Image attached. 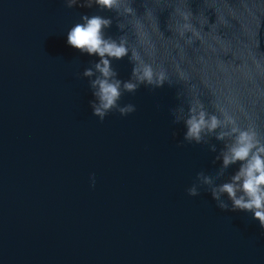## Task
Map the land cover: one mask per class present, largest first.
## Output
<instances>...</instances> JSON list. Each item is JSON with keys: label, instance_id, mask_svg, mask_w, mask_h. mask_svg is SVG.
Returning a JSON list of instances; mask_svg holds the SVG:
<instances>
[{"label": "water", "instance_id": "water-1", "mask_svg": "<svg viewBox=\"0 0 264 264\" xmlns=\"http://www.w3.org/2000/svg\"><path fill=\"white\" fill-rule=\"evenodd\" d=\"M86 11L0 0V264H264L258 221L188 195L212 156L178 146L171 90L126 94L127 117L92 114L93 58L66 43Z\"/></svg>", "mask_w": 264, "mask_h": 264}, {"label": "clouds", "instance_id": "clouds-1", "mask_svg": "<svg viewBox=\"0 0 264 264\" xmlns=\"http://www.w3.org/2000/svg\"><path fill=\"white\" fill-rule=\"evenodd\" d=\"M62 2L89 10L67 30L66 43L93 58L81 73L92 114L127 117L137 106L122 102L126 94L171 90L178 146H203L212 156L188 195L204 191L220 209L248 214L264 229V0ZM124 60L127 78L115 66Z\"/></svg>", "mask_w": 264, "mask_h": 264}]
</instances>
